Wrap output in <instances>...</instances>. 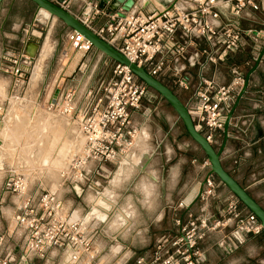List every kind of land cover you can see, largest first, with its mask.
<instances>
[{"label":"crops","instance_id":"obj_1","mask_svg":"<svg viewBox=\"0 0 264 264\" xmlns=\"http://www.w3.org/2000/svg\"><path fill=\"white\" fill-rule=\"evenodd\" d=\"M173 1L175 0H166L164 3L169 6ZM134 2L132 9H139L144 15L155 8L149 0ZM68 10L81 20L85 19L87 14L91 17L96 12V16L90 21L93 29L102 26L112 14L108 6L100 0H73ZM238 22L243 29L263 31L264 11L245 9ZM70 32L56 18L44 17L29 0L0 1V77L6 75L2 71L4 57L26 56L30 60L25 85L14 87L10 75L0 79V105L45 106L48 100L61 90H69L76 97L77 108L81 103H87L86 92L96 91L101 83L111 78L115 62L94 48L86 53L77 52L65 63L62 62ZM29 42L36 47L34 57H30L26 51ZM254 42L251 37L245 39V46L240 52L229 55L218 65H210L204 57H200L199 65L186 66L181 74L187 82L186 88L174 85L168 77H159L158 80L187 106L200 86V78L227 85L233 77L231 67L237 66L245 79L254 65L249 64ZM61 43L65 44V48H61ZM199 44L202 45V42L199 41ZM53 77L52 83L55 86L48 95L47 83ZM142 100H145L146 104L141 101L140 109L130 113L131 122L138 129V136L141 134L131 149L124 151V155L118 156L113 163H90V173L74 187L62 183L59 178V190L56 194L63 201V205L68 201L67 215L71 220L80 222L83 233L91 237L92 244L95 246L98 242L105 241L109 244L117 243L121 249L145 248L150 243L130 244L124 241V235L145 234L153 230H158L161 235L169 234L176 219L186 222L189 214L196 217L201 208L205 209L209 225L216 221L222 222L228 217L229 204H235L241 215L245 216L248 211L217 179L214 194L207 203L196 200L200 185L208 174L203 152L188 137L176 113L163 99L147 91ZM13 114L17 117L16 113L12 112L9 118ZM69 133L73 137L76 129H70ZM214 139L213 147L218 149L222 132L214 133ZM2 147L1 141L0 149ZM72 147H76L75 143ZM71 150L72 148L68 149V152ZM43 163L58 165V162ZM144 163L146 165L143 167ZM220 164L264 210V58H261L256 69L249 75L247 88L230 120ZM58 166L62 169L64 163ZM10 168H0V235L9 234V243L18 256L20 239L15 237L18 233L14 234L12 219L21 199L2 192V184L8 171H11ZM100 183L106 184V187L115 185L114 199L112 200L111 194L106 190L105 195L100 196L101 205L98 206L100 211L105 213L99 211L95 213L96 217H91V212L85 215L91 203L86 192L97 189ZM44 186L42 179H36L28 185L29 193L40 192L44 190ZM66 197L68 200H65ZM181 202L187 207H179ZM113 203L121 209L115 225L111 222L113 216L107 213L113 209ZM138 220L142 221L141 225L137 223ZM232 222L227 227L215 229L216 234L221 236L229 232L234 227ZM252 236L264 238V231ZM243 238L244 242L250 239L248 236ZM155 240L151 243L152 248ZM245 246L246 243H239L231 251L221 249L222 256L217 258L215 264H236L234 252ZM54 252L60 253L52 251L49 254ZM49 254L45 260L35 257L29 259L26 264H48ZM60 255L63 261V256L61 253ZM60 262L61 260L58 264ZM261 264L264 262L261 261Z\"/></svg>","mask_w":264,"mask_h":264},{"label":"built area","instance_id":"obj_2","mask_svg":"<svg viewBox=\"0 0 264 264\" xmlns=\"http://www.w3.org/2000/svg\"><path fill=\"white\" fill-rule=\"evenodd\" d=\"M48 1L68 12L73 2ZM245 9L264 11V0H175L147 15L139 9H131L123 16L112 13L95 29L90 21L96 12L79 20L152 77H168L174 85L186 88L187 82L181 75L186 66L199 65L200 57L210 65H218L229 55L240 52L245 39L250 37L255 42L249 64L255 62L264 34L262 30L243 29L239 25L238 19ZM67 40L74 53L93 49L76 32L71 31ZM2 61V71L13 78L14 87L25 85L29 58L6 56ZM238 69L231 67L233 77L227 85L200 78V86L186 106L195 129L211 145L215 143L214 133L223 131L226 114L243 85L244 78ZM146 92L147 87L128 67L115 62L111 78L101 83L96 91L86 92L87 103L83 109L75 107V95L69 90H61L48 100L47 111L72 121L81 141L78 149L71 150H76L72 160L60 171L62 183L74 187L90 173V163H113L134 146L138 129L131 122L130 113L140 109ZM214 191L215 177L208 175L198 200L207 203ZM2 192L21 199L13 216L14 230L21 242L16 256L9 243V234L0 235V264H26L35 257L45 260L51 251L62 254V264H90L92 239L83 233L79 221L69 218L56 193L41 190L30 194L28 181L12 171H8L3 181ZM179 207L187 205L181 202ZM204 210L201 208L196 217L189 214L186 222L176 219L177 235H160L155 240L151 258L146 262L139 259L136 264H201L197 243L209 232L227 227L231 221L233 232L218 243L219 248L227 251L241 243L244 236L259 235L263 231L253 214L241 215L235 204L227 207L228 217L224 221L211 225Z\"/></svg>","mask_w":264,"mask_h":264},{"label":"rangeland","instance_id":"obj_3","mask_svg":"<svg viewBox=\"0 0 264 264\" xmlns=\"http://www.w3.org/2000/svg\"><path fill=\"white\" fill-rule=\"evenodd\" d=\"M149 1L153 3L155 7L153 10L167 7L166 3H164L166 0ZM60 46L61 48H65L64 43H61ZM74 55L76 54L67 44L65 53H63L62 62L65 63L67 59ZM5 77L6 75H3L0 79L2 78L1 80H3ZM53 79L54 77L49 79L47 83L49 86L48 95L55 86L52 83ZM147 91L151 95L156 97L159 96L150 88H147ZM144 101L145 100H142L143 104L145 103ZM84 107L85 105L81 103L77 109H83ZM11 111L16 113L18 121H16L17 117L14 114L9 118L10 113H12ZM147 118L148 116L146 119ZM0 125H3L0 130V140L3 145L0 149V168L4 167L5 170H9L11 167L10 170L15 174L23 176L28 181V185H31V183H33L36 179H42L45 184L43 187L44 190L56 193V191L59 190L57 185L60 178V171L62 170L58 165L64 163V166H66V164L72 160L74 154H76V150L68 152V149L70 150L73 148L72 146L74 143L76 146L75 149H78L81 143L77 132L73 133V137L69 133L70 129H76L75 124L72 121L64 120L62 117L53 116L49 111H47L46 105H15L12 107L0 105ZM140 135L136 137L135 142ZM43 161H49V163L58 162V165H45ZM64 166L62 168H64ZM106 186V184L100 183V185L97 186V189H91L86 192V196L89 197V201H91V203L85 215L91 212V214H93L91 217H96L95 213L100 211L98 208V206L101 205V203L99 204L101 199L100 196L105 195L107 192L106 190L110 192L112 200L114 199L115 185L111 184L110 187ZM31 187L33 189L35 188V186ZM65 200H68V198L66 197ZM64 209L67 211L68 201H65ZM103 212L104 211L101 213ZM107 213H109L110 216H113L111 222L115 225V223H117V217L119 216V213H121V209L113 203V209ZM137 223L141 225L142 221L138 220ZM125 224L127 225V223ZM157 231L158 230H153L145 234L140 233L124 235V241L130 244L133 242L150 243L148 244L149 246H146L145 248L121 249L117 243L109 244L105 241L98 242L91 250L90 264H136L139 259H143L146 262L151 258L154 252L151 243L161 235ZM177 231L178 229L174 221L171 232L166 235L174 237L177 235ZM216 231L217 230L206 234V236L197 243V249L202 255L201 264H215L217 258L222 256V254H220L222 250L219 248L218 243H220L224 236L230 235L233 232V228L221 236L217 235ZM247 236L250 238L252 235ZM15 237L18 236L15 234ZM252 237L247 239V242H244L245 239L242 238L241 243H246V246L243 249L235 250L234 258L236 260V264H261V261L264 262V238ZM18 238L21 242V238ZM60 256V253L58 254L55 252L53 254H49L48 264H58L60 260L62 262V258Z\"/></svg>","mask_w":264,"mask_h":264},{"label":"water","instance_id":"obj_4","mask_svg":"<svg viewBox=\"0 0 264 264\" xmlns=\"http://www.w3.org/2000/svg\"><path fill=\"white\" fill-rule=\"evenodd\" d=\"M1 1V0H0ZM32 2L38 10H43L49 14L50 17H54L65 25L70 31L76 32L84 37L94 49L103 53L107 58L113 60L116 63L128 67L132 74L140 80L147 88L155 91L161 99H163L171 109L176 113L179 118L188 137L200 148L203 152L206 161L208 163V175L214 176L245 208L253 214L258 220L260 226L264 231V210L249 196V194L240 187L237 182L222 168L220 164V155L225 147L228 138V130L230 120L233 116L235 109L238 106L240 99L242 98L247 85L249 75L256 69L264 53V39L262 49L254 62L252 69L246 75L243 85L235 99V102L231 110L226 114V119L222 131V140L218 149H215L213 145L207 142L204 136L195 129L192 119L187 111V108L173 93V91L165 86L158 79L149 75L142 67H138L136 64L131 63L117 50L111 47L104 40L99 38L89 28H87L77 17L73 16L70 12L63 10L57 5L52 4L48 0H29ZM62 1V0H60ZM105 3L112 13H117L119 16H123L124 13L130 11L134 5V0H100ZM264 34V30H263ZM35 45L29 42L26 45V51L30 57L35 55ZM146 165L144 163L143 167ZM205 180V179H204ZM201 183L199 191L196 196V200L202 192Z\"/></svg>","mask_w":264,"mask_h":264},{"label":"bare ground","instance_id":"obj_5","mask_svg":"<svg viewBox=\"0 0 264 264\" xmlns=\"http://www.w3.org/2000/svg\"><path fill=\"white\" fill-rule=\"evenodd\" d=\"M40 11V13L44 16V17H46V18H49L50 16H49V14L47 13V12H45V11H43V10H39ZM87 13V12H86ZM2 127H3V125H0V130L2 129ZM0 146H1V141H0ZM110 193V192H109ZM108 193V194H109ZM107 194V195H108Z\"/></svg>","mask_w":264,"mask_h":264}]
</instances>
